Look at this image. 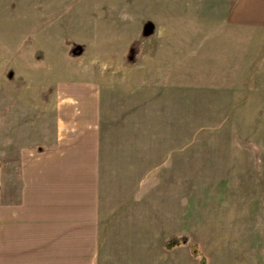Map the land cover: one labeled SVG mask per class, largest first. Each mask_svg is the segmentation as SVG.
<instances>
[{"label":"rangeland","instance_id":"1","mask_svg":"<svg viewBox=\"0 0 264 264\" xmlns=\"http://www.w3.org/2000/svg\"><path fill=\"white\" fill-rule=\"evenodd\" d=\"M148 13L133 0H0V198L10 161L42 150L29 136L51 133L53 104L73 98L101 131L106 192L155 195L157 264H202L193 244L205 264H264V26ZM173 234L190 237L177 255L162 246Z\"/></svg>","mask_w":264,"mask_h":264},{"label":"crops","instance_id":"2","mask_svg":"<svg viewBox=\"0 0 264 264\" xmlns=\"http://www.w3.org/2000/svg\"><path fill=\"white\" fill-rule=\"evenodd\" d=\"M133 3L140 14L149 11L146 16L157 25L211 26L218 24V13L231 24L264 26V0ZM72 99L53 104L51 133L38 126L29 136L42 150L22 148L18 160L10 161L12 171L7 177L12 182L1 181L5 189L0 198V264L156 263L155 195L148 193L147 185L128 193L106 192L104 179L109 177L102 176L101 131ZM17 134L14 137H23V132ZM9 153L13 154L12 146L6 150ZM180 246L167 250H177V255Z\"/></svg>","mask_w":264,"mask_h":264},{"label":"trees","instance_id":"3","mask_svg":"<svg viewBox=\"0 0 264 264\" xmlns=\"http://www.w3.org/2000/svg\"><path fill=\"white\" fill-rule=\"evenodd\" d=\"M189 241H190V237L188 235L173 234L164 241L163 246L166 249H173L174 247L179 246V245H187ZM190 249H191L192 255L194 257L201 256L200 262L202 264H205V257L202 255V252L200 251L199 246L197 244H193L190 246Z\"/></svg>","mask_w":264,"mask_h":264}]
</instances>
